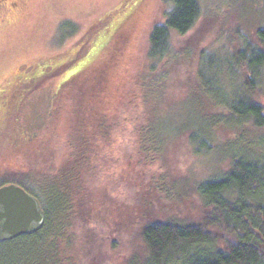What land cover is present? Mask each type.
<instances>
[{
    "label": "rangeland",
    "instance_id": "obj_1",
    "mask_svg": "<svg viewBox=\"0 0 264 264\" xmlns=\"http://www.w3.org/2000/svg\"><path fill=\"white\" fill-rule=\"evenodd\" d=\"M199 3L192 28L171 33L172 51L154 69L148 38L164 19L167 0H18L14 10L0 14V176L5 169L52 176L65 164L77 167L66 255L71 264H125L143 251L139 232L150 218L196 221L202 207L195 185L225 173L232 153L246 150V139L233 141L239 134L254 140L249 155L264 151V128L250 123L241 131L218 125L213 150L203 154L194 153L186 135L172 132L183 120L188 97L197 108L202 100L206 119L225 114L200 89L201 61L224 64L244 43L258 44L256 30L264 25V0ZM135 4L141 18L125 24L128 37L113 49L120 57L119 74L115 68L106 71L99 93L89 92V80L63 82L78 65L35 80L25 75V67L30 73L34 66L51 72L55 61L83 53L79 42L93 25L120 17ZM219 72L217 83L229 92L237 86L242 95L238 76L229 71L227 76L224 68ZM256 74V92L245 94L264 113V66ZM153 124L172 130L162 129V138L151 142Z\"/></svg>",
    "mask_w": 264,
    "mask_h": 264
},
{
    "label": "trees",
    "instance_id": "obj_2",
    "mask_svg": "<svg viewBox=\"0 0 264 264\" xmlns=\"http://www.w3.org/2000/svg\"><path fill=\"white\" fill-rule=\"evenodd\" d=\"M167 1L169 6L164 19L154 24L149 33L147 57L153 69L172 51L171 33H187L200 12L199 0ZM137 6L135 4L120 17L99 20L83 39L87 44L79 42L83 53H72L68 58L55 61L50 76L66 66L78 65L63 82L68 80L74 86L89 80V92L99 93L101 77L107 72L112 73L114 68L119 74L120 57L114 54V45L128 37L125 24L138 16L141 18L142 8L134 11ZM101 29L106 33L100 32ZM256 34L258 44L256 39L244 43L224 64L207 57L201 61L200 89L211 103L224 107L225 114L206 119L202 100L197 108L195 103L198 105V102L194 103L188 97L183 120L175 129L168 124L165 127L148 126L147 136L151 142L159 141L163 136L162 129L170 128L174 134L187 136L195 154H203L213 150L214 130L218 125L238 131L245 123L253 124L256 129L264 128L263 108L245 94V91L250 95L256 92V73L264 66V25L257 28ZM82 58L85 59L83 64L78 62ZM222 68L227 76L230 75L228 71L238 76L242 95L237 93V86L229 92L217 83ZM236 139H246V150L232 153L225 173L195 185V193L201 201V216L187 222L150 218L139 232L143 251L129 257L125 264H264V151L256 149L257 154L249 155L254 140L241 134L233 141ZM80 153V157L84 156L83 148ZM78 177L73 163L65 164L52 176L46 171L32 174L28 169L2 171L0 186L14 183L24 189L41 207L44 224L33 234L0 241V264H68L69 258L71 264V257H66L71 244L68 226L75 209L73 185H77Z\"/></svg>",
    "mask_w": 264,
    "mask_h": 264
},
{
    "label": "water",
    "instance_id": "obj_3",
    "mask_svg": "<svg viewBox=\"0 0 264 264\" xmlns=\"http://www.w3.org/2000/svg\"><path fill=\"white\" fill-rule=\"evenodd\" d=\"M44 224L39 204L14 183L0 186V241L37 232Z\"/></svg>",
    "mask_w": 264,
    "mask_h": 264
},
{
    "label": "flooded vegetation",
    "instance_id": "obj_4",
    "mask_svg": "<svg viewBox=\"0 0 264 264\" xmlns=\"http://www.w3.org/2000/svg\"><path fill=\"white\" fill-rule=\"evenodd\" d=\"M17 3L18 0H0V14L10 10H14L15 7L17 6ZM34 67L36 68L32 70V73H30L29 69L26 67L22 69L24 70L25 75L29 77V79L31 80H35L43 76L49 77L51 74L49 73V71H46L44 67L41 66L40 67L34 66ZM22 70H19L17 75H20Z\"/></svg>",
    "mask_w": 264,
    "mask_h": 264
}]
</instances>
